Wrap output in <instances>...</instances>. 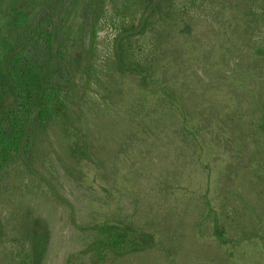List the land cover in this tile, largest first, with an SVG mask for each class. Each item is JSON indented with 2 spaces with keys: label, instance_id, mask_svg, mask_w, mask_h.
Returning <instances> with one entry per match:
<instances>
[{
  "label": "rangeland",
  "instance_id": "1",
  "mask_svg": "<svg viewBox=\"0 0 264 264\" xmlns=\"http://www.w3.org/2000/svg\"><path fill=\"white\" fill-rule=\"evenodd\" d=\"M22 8L67 106L2 176L0 264H95L105 220L154 235L105 264H264V0H0V23Z\"/></svg>",
  "mask_w": 264,
  "mask_h": 264
},
{
  "label": "trees",
  "instance_id": "2",
  "mask_svg": "<svg viewBox=\"0 0 264 264\" xmlns=\"http://www.w3.org/2000/svg\"><path fill=\"white\" fill-rule=\"evenodd\" d=\"M15 11L6 17L4 25L0 23V49H5V55H0V182L4 172L26 155L31 127L56 122L67 106V97L48 73L53 67L58 72L62 66L49 62H54L56 56L63 57L55 47L52 21L36 17L28 8ZM4 30L8 32L2 38ZM214 226L215 234L226 239L218 217ZM3 235L0 213V241ZM93 237L89 251L95 253V264H105L115 254L136 253L154 242L153 233L119 220L97 223ZM45 248V236L37 234L34 251L40 256Z\"/></svg>",
  "mask_w": 264,
  "mask_h": 264
}]
</instances>
